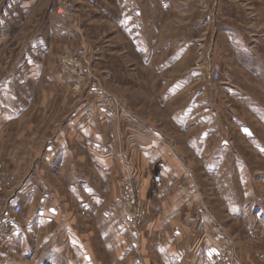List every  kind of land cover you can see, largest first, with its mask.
<instances>
[{"label":"rangeland","instance_id":"1","mask_svg":"<svg viewBox=\"0 0 264 264\" xmlns=\"http://www.w3.org/2000/svg\"><path fill=\"white\" fill-rule=\"evenodd\" d=\"M3 114L0 207L80 115L106 136L108 172L104 212L72 202L69 166L56 185L86 251L60 234L0 264H161L174 228L189 264L202 215L209 264H264V0H0Z\"/></svg>","mask_w":264,"mask_h":264},{"label":"crops","instance_id":"2","mask_svg":"<svg viewBox=\"0 0 264 264\" xmlns=\"http://www.w3.org/2000/svg\"><path fill=\"white\" fill-rule=\"evenodd\" d=\"M2 117L0 126L3 122L11 121L4 114ZM74 118L76 119V116ZM98 118L101 120H96V123L102 122L104 126L106 124L104 116ZM76 120L79 121L78 124H75ZM76 120H70L66 130L57 132L46 141L43 153L40 160L35 163V167L18 179L17 190L12 194V202L21 205L23 216L16 233L8 240L0 239V255L5 250L20 248L24 243L30 244L33 239L34 244L38 243L40 249L49 247L56 249V240L60 234L63 235L67 247L87 250L86 239H83L70 223L72 214L69 213L68 206L70 207L71 201L68 199V201L60 202L62 189L56 185L59 184V175L69 166L70 176L66 192L72 202L79 204L84 214L87 212L95 214L100 208H103L104 212L108 172L107 141L100 129H92V124H88L89 119H85L84 115L78 116ZM85 120L88 122H83ZM73 140L78 144L76 147L85 153V158L75 150ZM86 162L93 170L92 175L87 177L78 174L76 170L77 165L85 166ZM5 165L7 162L1 160L0 168ZM177 209L176 207L172 210V215L177 212ZM201 219L206 223L202 229L206 236L192 247V262L189 264L212 263L218 253V239L208 232L206 216L202 215ZM172 234V238L155 246L161 264H182L183 260L188 258L185 250L171 248L174 238L180 236V230L174 228Z\"/></svg>","mask_w":264,"mask_h":264},{"label":"built area","instance_id":"3","mask_svg":"<svg viewBox=\"0 0 264 264\" xmlns=\"http://www.w3.org/2000/svg\"><path fill=\"white\" fill-rule=\"evenodd\" d=\"M212 74H213L212 78L214 80H218L220 77L219 68L214 69ZM10 201L8 199L5 202V204L2 207H0V236L4 238H11L16 233V231L20 226L19 215L22 213V207L21 205L17 203H12ZM137 264H142V263L137 262Z\"/></svg>","mask_w":264,"mask_h":264}]
</instances>
